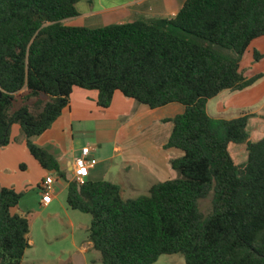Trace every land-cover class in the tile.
<instances>
[{"label":"trees","instance_id":"1","mask_svg":"<svg viewBox=\"0 0 264 264\" xmlns=\"http://www.w3.org/2000/svg\"><path fill=\"white\" fill-rule=\"evenodd\" d=\"M79 1L0 0V148L18 124L32 158L64 178L31 139L50 129L74 88L96 91L103 110L116 92L150 109L179 104L183 112L164 121L173 128L163 148L181 152L170 161L176 178L129 199L107 181H70L67 206L91 217L88 241L102 264H155L174 254L185 264H264V136L249 141L253 114L206 111L222 91L264 77L247 78L241 68L264 36V0H186L171 19L64 24L78 16ZM229 144L246 145L245 163L233 162ZM21 197L0 186V264H23L29 247V221L14 213Z\"/></svg>","mask_w":264,"mask_h":264},{"label":"crops","instance_id":"2","mask_svg":"<svg viewBox=\"0 0 264 264\" xmlns=\"http://www.w3.org/2000/svg\"><path fill=\"white\" fill-rule=\"evenodd\" d=\"M185 1L80 0L76 5L78 16L63 23L70 25L71 21L79 19L84 20L83 24L74 26L100 28L137 19H171ZM81 3L87 8L82 13L78 10ZM251 44L262 47L264 36ZM255 74L256 72H252L246 77ZM226 92V98L216 104V112L210 116L233 119L239 117L241 113L246 114L245 110H250L256 105V110L249 111V114L257 118L249 117L246 131L250 142L259 141L264 136V80H258L242 91ZM96 99V91L74 88L69 97L68 107L62 111L50 129L32 138L35 145L47 150L56 158L60 172L64 174V178H60L53 173L57 180L62 182L61 185L56 183L57 180L56 184L53 182L52 200L47 206L40 205V197L39 205L44 209L49 208L55 200L62 203L61 197L66 196L68 183L72 180L73 161L80 155L83 147H89L91 155L97 160V164L89 170L87 181H107L116 184L120 187L123 199L134 198L133 195H145L153 185L178 176L172 170L170 161L180 157L181 152L163 148L173 128L172 122L164 121L172 120L181 114L183 106L168 104L150 109L116 92L110 107L103 110L96 106ZM229 110L237 111L239 116L226 118L225 116L229 117L225 115ZM251 124H257L258 129L251 127ZM66 140L68 143L65 144ZM228 152L231 153L230 156L236 165L247 160L245 144H229ZM48 176L47 174L45 178ZM68 222V226L73 230V222L71 220ZM73 234L71 231V236ZM28 244L32 245V241L28 240ZM95 254L96 251L88 239L78 244L72 238L69 249L60 251L58 255H54V259L58 262L67 259L62 264H96L97 261L102 264Z\"/></svg>","mask_w":264,"mask_h":264},{"label":"rangeland","instance_id":"3","mask_svg":"<svg viewBox=\"0 0 264 264\" xmlns=\"http://www.w3.org/2000/svg\"><path fill=\"white\" fill-rule=\"evenodd\" d=\"M85 8L86 6L82 3L78 6V10L81 13L84 12ZM83 21L84 20L74 19L69 24L72 26L82 25ZM254 50L263 55L258 61L253 57ZM241 68L245 77L252 74V72H256V74L260 72L264 75V45H262V47H257L256 44H251L242 58ZM261 80H264V77L259 79V81ZM220 94L221 95H217L208 102L207 109L209 115H214V112H216V104L223 101L227 96L226 91ZM17 106L18 103L16 104V107ZM251 110H256V105L244 112L249 114ZM228 112L227 114L224 113L229 116H225L226 118H232L242 114L238 115L237 111L233 110H229ZM256 125L257 124H251V127L258 129ZM32 141L31 139V142ZM66 143H68V140L65 141V144ZM53 173L54 172L43 169L32 158L26 146V140L20 130V126L18 124H13L10 127L9 144L0 148V186L11 188L22 195L14 212L19 216L27 218L29 221V233L27 238L29 241H32V245L29 244L22 258L23 264H62L67 259H62L64 260L63 262H58L54 259V255H58L62 250L69 249L72 238L78 244L88 239L87 230L91 217L87 214L71 210L66 204L65 195L61 197V204L58 200H55L49 208L44 209L43 206H40V186L47 174L54 179L55 183L57 177H55ZM98 176L99 174H97V177ZM60 182H62V180H57L56 183ZM133 196L137 197V195ZM206 199L208 200L204 199V201H200V208L203 212L208 210L211 196ZM69 220L73 222V230L68 226ZM71 231L74 232L72 236ZM95 255H97V259L100 258L98 252H96ZM96 264H99L98 261ZM155 264H185V261L180 254L162 255Z\"/></svg>","mask_w":264,"mask_h":264},{"label":"built area","instance_id":"4","mask_svg":"<svg viewBox=\"0 0 264 264\" xmlns=\"http://www.w3.org/2000/svg\"><path fill=\"white\" fill-rule=\"evenodd\" d=\"M97 164V160L91 155L89 147H83L80 155L75 158L71 168L72 181L77 185H84L87 182L89 170ZM54 179L48 176L42 182L41 189V205L47 206L52 200V184Z\"/></svg>","mask_w":264,"mask_h":264},{"label":"water","instance_id":"5","mask_svg":"<svg viewBox=\"0 0 264 264\" xmlns=\"http://www.w3.org/2000/svg\"><path fill=\"white\" fill-rule=\"evenodd\" d=\"M0 95H1V92H0Z\"/></svg>","mask_w":264,"mask_h":264}]
</instances>
